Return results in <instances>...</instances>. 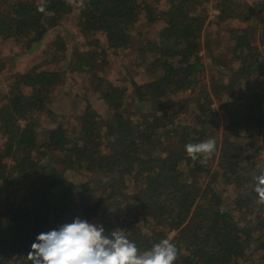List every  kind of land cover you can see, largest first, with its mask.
Listing matches in <instances>:
<instances>
[{
    "label": "trees",
    "instance_id": "trees-1",
    "mask_svg": "<svg viewBox=\"0 0 264 264\" xmlns=\"http://www.w3.org/2000/svg\"><path fill=\"white\" fill-rule=\"evenodd\" d=\"M209 4L216 22L244 23L222 44L203 32ZM64 21L71 47L56 35L21 73L0 57V264H30L36 237L77 217L141 253L168 239L174 264H264L260 173L241 165L264 162V0H0V49L25 56ZM141 22L151 36L136 48ZM210 138L211 157L192 160L185 145Z\"/></svg>",
    "mask_w": 264,
    "mask_h": 264
},
{
    "label": "clouds",
    "instance_id": "clouds-1",
    "mask_svg": "<svg viewBox=\"0 0 264 264\" xmlns=\"http://www.w3.org/2000/svg\"><path fill=\"white\" fill-rule=\"evenodd\" d=\"M213 138L188 143L185 150L192 160L206 161L215 151ZM255 191L264 202V172L255 177ZM30 264H174L178 249L164 239L141 253L124 230L105 234L102 225L79 217L36 237L28 253Z\"/></svg>",
    "mask_w": 264,
    "mask_h": 264
},
{
    "label": "rangeland",
    "instance_id": "rangeland-1",
    "mask_svg": "<svg viewBox=\"0 0 264 264\" xmlns=\"http://www.w3.org/2000/svg\"><path fill=\"white\" fill-rule=\"evenodd\" d=\"M246 1L250 2L251 0H246ZM216 14H217V11L215 10V8H213L211 4H209L206 10V22L204 25L203 32L210 33L212 37L213 36L216 37V39H214L215 41L220 40L222 44L225 42L224 36H225L226 27L231 26V25H236V24H244V23H241L239 21L238 22L226 21V22L218 23L215 20ZM143 23L144 22H141L138 25L139 31H141L142 35H140L137 38H134V41L132 43V45L136 48H139L141 46V42L145 40L147 37L151 36V30L146 29ZM61 24H62L61 26L59 25L60 27L56 28L55 30H53L52 32L48 34V37L43 41V43L40 46L35 47L32 51L27 53L25 56L23 55L17 56L16 47L12 48V47L5 46L1 48L0 57L4 58L3 62L5 63V68L10 69L11 71H13V73H21V71H23L26 65L29 66L30 63L35 62L44 56L50 55L52 53V50L51 49L49 50L50 42L54 40L56 35H61L67 41L68 46L71 47L73 43L71 39L69 38V33H72V32L74 33L75 28L69 21H64ZM63 28H66V29H63ZM63 30H66L67 33H65ZM219 35H222V36L219 37ZM17 48H19V46ZM261 51L264 53V47L261 48ZM201 55H202V59L204 63L207 64L208 57H206L204 51L203 53H201ZM125 68L131 75H134V70L131 66L127 65L125 66ZM112 69H115V70L117 69L115 63L112 65ZM209 74H210L209 71L205 73L204 78L206 81L209 79ZM112 79H115V77H113ZM77 80L81 84L78 83L72 86L69 85L68 93L70 94V97L68 96V94L63 95V100L68 101L66 103L68 104L67 115H69L72 119H76L78 112H79L78 109L81 105H83V102L81 101L80 98H76L74 97V95H71V94L75 92V93L80 94L81 96L86 90V87H84L83 81L80 79H77ZM260 80L262 81L261 78ZM0 86L7 87V82L3 80L1 77H0ZM259 92L262 95L264 94V85L260 86ZM189 96L190 94L188 95V93H186L185 96L180 95L173 99V102L169 110V115H172L176 123L178 122V123L183 124L186 120V115H187L186 111L190 109V108H187L186 106ZM263 103H264V99H263ZM219 105H220L219 103L215 102L213 107L215 109H218ZM261 110L264 113V106L261 108ZM219 113L221 112L219 111ZM241 165L244 167L245 171H247V173L252 177L261 172H264V162H263L262 155L260 153L257 155L245 158L242 161ZM211 167L215 168L214 162L211 164ZM199 181L200 183H202L203 177L200 178ZM229 193H230V189L224 195L226 199L229 198Z\"/></svg>",
    "mask_w": 264,
    "mask_h": 264
}]
</instances>
